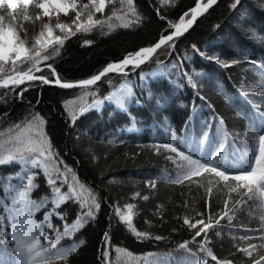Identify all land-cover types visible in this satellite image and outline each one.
Here are the masks:
<instances>
[{"label":"snow or ice","instance_id":"snow-or-ice-1","mask_svg":"<svg viewBox=\"0 0 264 264\" xmlns=\"http://www.w3.org/2000/svg\"><path fill=\"white\" fill-rule=\"evenodd\" d=\"M214 6H218V0H193L186 9L179 0H0V105L6 109L0 111V167L15 165L19 169L0 184V264H78L85 240L75 237L98 221L105 204L111 212L106 214L107 227L98 248L99 264H264V61H248L259 80L247 88L241 82L235 95H229L219 82L214 85L234 108L235 116L245 122L242 131H230L226 121L231 118L218 112L201 94L203 84L198 81L204 74L185 70L184 61L191 56L188 50L182 54L177 51ZM228 7L239 11L242 0H231ZM168 10L176 12L175 18H169ZM153 18L161 27L152 39L126 49L120 58L107 61L86 77L69 80L57 70V62L72 38L81 46H92L95 40L90 35L111 36L121 30L135 33ZM247 31L264 43V35H257L256 29L249 27ZM189 49L224 69L239 63L236 59L208 55L195 43ZM160 56L175 59L166 64ZM149 62L156 64V70L139 73L142 95L147 93L158 103H166V96L156 97L144 82L151 76H170L175 72L206 105L211 116L198 131L190 128V116L180 135L165 117L167 142L141 147L150 148L171 165V170H161L159 176L144 181L149 194L132 191L122 205L115 199L109 203L65 162L47 130L49 121L35 110V105L27 101L24 115L17 117L10 104L23 103L24 94L34 86L74 90L76 94L61 104L68 123L75 128L90 111L103 115L106 102L119 111H126L133 100L139 103L136 85L128 77ZM109 74L122 77L120 83L113 85ZM103 85L109 91L101 95ZM39 103L37 98L36 104ZM84 135L77 133L74 139L79 141ZM139 154L133 153L132 157ZM97 158L91 154L92 161ZM41 176L43 188L37 182ZM157 181L185 186L191 193L190 200L187 193L181 192L179 203L169 197L153 204L152 219L144 223L149 229L167 226L168 235L138 230L134 218L142 209L138 203L129 202L137 198L148 202L150 195L156 200ZM114 183V177L105 181ZM34 192L39 193L36 198ZM178 207L182 209L179 213ZM37 213L41 218H37ZM238 213L246 215L248 224L256 221L257 226L234 224ZM117 227H123L140 242H171V234L182 231L188 232L189 238L176 243L175 255L172 251L134 255L117 246V259L112 262L110 249ZM225 236L230 237L226 251ZM65 240L70 243H62ZM217 247L223 255L215 250Z\"/></svg>","mask_w":264,"mask_h":264},{"label":"trees","instance_id":"trees-1","mask_svg":"<svg viewBox=\"0 0 264 264\" xmlns=\"http://www.w3.org/2000/svg\"><path fill=\"white\" fill-rule=\"evenodd\" d=\"M230 2L231 0H218V6H214L209 14L199 20V25L195 27V31H192L191 35H188L187 39L178 45L177 51L182 54L188 50L191 56L190 60L184 61L183 68L185 70L189 72L195 70L204 74V78L198 81L203 84L201 94L207 97L208 102L218 112L231 118L226 121L229 130L242 131L245 122L235 116L234 108L224 101L214 85L219 82L229 95H235V90L241 82L247 88L259 80L253 71L252 64L248 61H264V43L255 39L247 29L249 27L254 28L257 30V35H264V31H262L264 29V0H242L243 8L239 11L229 9ZM179 3L186 9L187 6L193 4V0H179ZM167 14L169 18L176 16L174 10H168ZM216 24H219L220 27L214 28L213 26ZM160 27L158 19L153 18L147 27L135 33L121 30L111 36L90 35L89 38L95 40L92 46H81V43L74 37L71 42L66 43L63 58L57 62V70L62 77L69 80L84 78L98 70L107 61L120 58L126 49L131 50L137 44L152 39ZM192 43H195L202 51H206L208 55H219L222 60L236 59L239 63L229 69L221 68L207 59L192 54L189 49V45ZM160 59L167 64L170 60H174L175 56H160ZM155 69L156 64L149 62L137 68L128 77L136 85L135 92L139 103L133 100L126 111H119L114 105L106 103L102 109L103 115L90 111L80 118L75 128L68 123L61 104L62 100L69 99L76 94V91L71 89L62 90L47 85L34 86L24 94L23 103L12 102L10 107L17 117H22L25 109L28 108L27 101H31L35 105V110L49 121L47 130L65 162L76 169L81 180L90 184L102 196H106L109 203L115 199L122 205L126 198H130L132 191L138 190L142 194H149L144 185L146 179L159 176L161 170H171V165L166 164L162 158L155 156L150 148L141 147L157 141L167 142L169 135L165 129L164 118H167V124H170L180 135L181 130L185 127V121H188L190 116L192 117L190 128L196 131L211 116L206 105L193 94L182 78H177L175 72H172L170 76H151L144 82V86L156 97L159 95L166 96V103H158L156 98L150 97L147 93L142 95L139 73H152ZM109 75L113 85L120 83L122 77L114 74ZM107 91H109L108 86L103 85L100 94L103 95ZM37 98H39V104H36ZM252 98L258 99L257 97ZM237 105L243 107L241 101H237ZM194 106L195 111H193ZM3 110L6 109L0 105V111ZM77 133H86V135L76 141L74 137ZM109 140L115 142L109 143ZM133 153L140 154L133 158ZM91 154H95L98 158L92 161ZM77 161L79 163H76ZM17 171L19 169L15 165L0 167V184L6 183L5 178ZM112 177L116 179L117 183L105 184V181ZM37 182L43 188L42 176ZM12 183H17V181L13 180ZM181 192L187 193L190 200L191 193L187 187L163 185L157 181L156 200L151 195L148 202L140 201L139 198L137 201L129 199V202L138 203L142 209L140 214L134 218V224L138 230H150L154 234L168 235L167 226L149 229L144 221L152 219L150 210H154L153 204L155 202L170 197L179 203ZM38 195L37 192L33 193L34 198ZM2 196L3 192L0 191V197ZM176 210L178 213L182 211L179 207ZM110 212L111 209L106 204L103 205L98 221L86 226L75 237V239L85 240V245L82 246L81 254L78 257V264H99L96 257L98 248L102 244V231L107 227L106 214ZM37 218H41L40 213H37ZM233 223L250 227L257 226L256 221L248 224L244 213H238L237 219ZM239 231L242 233L243 228ZM187 238H189L188 232L182 231L171 234V242H140L136 241L123 227H117L113 230L109 259L116 262L117 257L114 249L117 246L127 248L134 255L169 251L175 255L176 243ZM62 243L67 244L70 241L65 240ZM223 243L226 251L230 246V237L225 236ZM215 250L221 255L224 254L219 247Z\"/></svg>","mask_w":264,"mask_h":264},{"label":"rangeland","instance_id":"rangeland-1","mask_svg":"<svg viewBox=\"0 0 264 264\" xmlns=\"http://www.w3.org/2000/svg\"><path fill=\"white\" fill-rule=\"evenodd\" d=\"M155 70H156V69H155ZM155 70H154V71H155ZM154 71H153V72H154Z\"/></svg>","mask_w":264,"mask_h":264}]
</instances>
